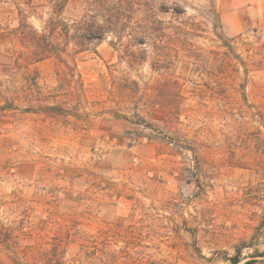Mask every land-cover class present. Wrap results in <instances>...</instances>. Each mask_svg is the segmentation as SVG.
I'll list each match as a JSON object with an SVG mask.
<instances>
[{"label": "rangeland", "instance_id": "rangeland-1", "mask_svg": "<svg viewBox=\"0 0 264 264\" xmlns=\"http://www.w3.org/2000/svg\"><path fill=\"white\" fill-rule=\"evenodd\" d=\"M135 1L34 61L49 0H0V264H264V0Z\"/></svg>", "mask_w": 264, "mask_h": 264}, {"label": "trees", "instance_id": "trees-1", "mask_svg": "<svg viewBox=\"0 0 264 264\" xmlns=\"http://www.w3.org/2000/svg\"><path fill=\"white\" fill-rule=\"evenodd\" d=\"M49 2L51 17L42 32L38 33L24 23H21V30L16 31L21 36H37L31 53L34 61L51 57L61 61V55L67 51L70 44L75 53H81L86 51L90 44L102 41L105 36L115 38L146 36L143 26L137 28L131 26L136 7L141 5V1L84 0L80 5L81 14L69 21L62 18L61 14L70 0H49ZM58 38H62L60 43L52 40ZM232 264H238V261L233 260ZM243 264H252V262L247 261Z\"/></svg>", "mask_w": 264, "mask_h": 264}]
</instances>
